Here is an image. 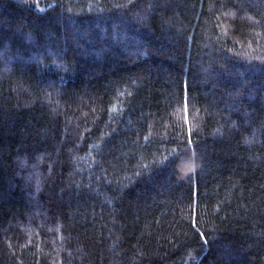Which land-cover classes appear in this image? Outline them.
Masks as SVG:
<instances>
[{
	"label": "trees",
	"instance_id": "obj_1",
	"mask_svg": "<svg viewBox=\"0 0 264 264\" xmlns=\"http://www.w3.org/2000/svg\"><path fill=\"white\" fill-rule=\"evenodd\" d=\"M239 208L264 264V0H0V264H245Z\"/></svg>",
	"mask_w": 264,
	"mask_h": 264
},
{
	"label": "rangeland",
	"instance_id": "obj_2",
	"mask_svg": "<svg viewBox=\"0 0 264 264\" xmlns=\"http://www.w3.org/2000/svg\"><path fill=\"white\" fill-rule=\"evenodd\" d=\"M206 82L197 75L191 77V82L187 83V92L202 95L206 92L203 85ZM194 170L196 187H204L212 201L240 202L250 199L240 163H217L213 166L195 165ZM216 216L219 225L227 231V239L220 252V262H223L222 255L225 247L234 241V238H239L245 256V264H247L252 253L262 245V237L253 210L239 208L233 211H223L221 214L216 211Z\"/></svg>",
	"mask_w": 264,
	"mask_h": 264
},
{
	"label": "snow or ice",
	"instance_id": "obj_3",
	"mask_svg": "<svg viewBox=\"0 0 264 264\" xmlns=\"http://www.w3.org/2000/svg\"><path fill=\"white\" fill-rule=\"evenodd\" d=\"M180 154H177V156H179ZM175 163H176V160H172V161H170V164H172V165H175ZM187 161H182L181 162V166L182 167H186L187 166Z\"/></svg>",
	"mask_w": 264,
	"mask_h": 264
}]
</instances>
